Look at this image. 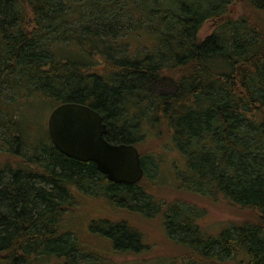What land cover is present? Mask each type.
I'll use <instances>...</instances> for the list:
<instances>
[{
  "label": "trees",
  "instance_id": "trees-1",
  "mask_svg": "<svg viewBox=\"0 0 264 264\" xmlns=\"http://www.w3.org/2000/svg\"><path fill=\"white\" fill-rule=\"evenodd\" d=\"M65 103L138 150L139 183L54 148L44 118ZM161 180L244 220L208 234L197 207L156 199ZM98 198L159 213L176 252L162 264H264V0H0V264H116L63 228ZM89 231L116 254L149 250L124 219Z\"/></svg>",
  "mask_w": 264,
  "mask_h": 264
},
{
  "label": "rangeland",
  "instance_id": "rangeland-1",
  "mask_svg": "<svg viewBox=\"0 0 264 264\" xmlns=\"http://www.w3.org/2000/svg\"><path fill=\"white\" fill-rule=\"evenodd\" d=\"M210 30V24H207L201 30L202 34L208 33ZM51 113V112H50ZM48 113L45 118V125L48 120ZM47 127V126H46ZM145 148L142 146L140 151L144 154ZM163 165V163H162ZM167 167H161L160 176L165 180ZM152 172V171H151ZM161 180V187L157 193L156 199L163 200V203L176 201L177 198L184 200L197 207L201 215L197 218V224L200 230L216 235L223 227H227L229 224L239 223L244 220L240 211L233 209L222 198L219 201H206L200 198H191L186 196L175 197V194L169 190L168 186ZM210 199V198H207ZM79 206V205H78ZM152 209V214L156 212L155 208ZM161 212L164 210V206L160 207ZM146 211V210H144ZM160 212V213H161ZM111 220L124 219L131 225L139 228L144 233L146 238L145 243L149 246L147 250L141 256H134L131 254H116L112 252L111 243L105 238L99 236L96 233L89 231V223L92 220L107 218ZM66 230L71 231L77 237L80 245L85 248L86 251L92 253H98L100 255H109L113 258L116 264H162L166 259L176 254L164 229V223L161 216L154 214L152 217H145L137 213H132L127 210H117L110 208L101 199H86L81 205V209L77 210L71 216H65V225L63 227ZM176 257V256H175Z\"/></svg>",
  "mask_w": 264,
  "mask_h": 264
},
{
  "label": "water",
  "instance_id": "water-1",
  "mask_svg": "<svg viewBox=\"0 0 264 264\" xmlns=\"http://www.w3.org/2000/svg\"><path fill=\"white\" fill-rule=\"evenodd\" d=\"M47 133L59 153L94 164L112 184L132 186L143 177L138 150L133 145L108 142L102 116L87 106L65 103L54 108L48 116Z\"/></svg>",
  "mask_w": 264,
  "mask_h": 264
}]
</instances>
